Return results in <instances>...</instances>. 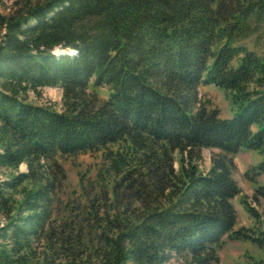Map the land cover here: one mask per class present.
I'll use <instances>...</instances> for the list:
<instances>
[{
	"label": "trees",
	"instance_id": "trees-1",
	"mask_svg": "<svg viewBox=\"0 0 264 264\" xmlns=\"http://www.w3.org/2000/svg\"><path fill=\"white\" fill-rule=\"evenodd\" d=\"M18 5L0 12V264H220L226 238L264 254V231L236 229L232 157L257 152L264 175V0ZM44 87L61 111L29 101ZM204 149L219 150L206 172ZM98 153L97 180L65 200L62 161Z\"/></svg>",
	"mask_w": 264,
	"mask_h": 264
},
{
	"label": "rangeland",
	"instance_id": "rangeland-1",
	"mask_svg": "<svg viewBox=\"0 0 264 264\" xmlns=\"http://www.w3.org/2000/svg\"><path fill=\"white\" fill-rule=\"evenodd\" d=\"M20 0H0V12L7 14L11 9L19 7ZM252 47V41L248 42ZM260 45L257 49H261ZM264 47V45H263ZM58 50V49H57ZM262 50V49H261ZM58 52V51H57ZM102 97H106V88L98 89ZM200 96L207 103L210 109H217L222 118H231L234 110L230 103V98L223 89L215 85L200 86ZM29 101L40 106H51L57 111H61L62 91L58 87H44L39 96L31 94ZM214 153H219L216 149H204L201 169L208 171L211 167V157ZM236 164L233 177L237 181L241 193L233 200L237 211L238 222L236 229L247 228L252 230V236H259L260 231H264V201L255 202L253 195L259 185H264V175L257 176L253 169L261 162L262 157L254 151L242 150L232 156ZM103 154H87L62 161L67 172L68 180L63 193L65 200L69 198L79 199L82 193L80 180L83 177L86 184L97 180L98 171L104 165ZM20 171H25V166H21ZM8 172L0 170V181L7 178ZM87 185V186H88ZM246 202L252 214L247 210ZM6 219L0 215V226ZM220 264H264V254L252 240H232L226 238L219 250Z\"/></svg>",
	"mask_w": 264,
	"mask_h": 264
},
{
	"label": "bare ground",
	"instance_id": "bare-ground-1",
	"mask_svg": "<svg viewBox=\"0 0 264 264\" xmlns=\"http://www.w3.org/2000/svg\"><path fill=\"white\" fill-rule=\"evenodd\" d=\"M56 53H57L58 55H62V54L64 55V53H66V52L59 53V51H58V52L56 51ZM67 53H72V54H74V52H70V51H69V52H67Z\"/></svg>",
	"mask_w": 264,
	"mask_h": 264
},
{
	"label": "water",
	"instance_id": "water-1",
	"mask_svg": "<svg viewBox=\"0 0 264 264\" xmlns=\"http://www.w3.org/2000/svg\"><path fill=\"white\" fill-rule=\"evenodd\" d=\"M58 51H59V53L66 52V51H64V50H60V49H58ZM64 54H65V53H64Z\"/></svg>",
	"mask_w": 264,
	"mask_h": 264
}]
</instances>
